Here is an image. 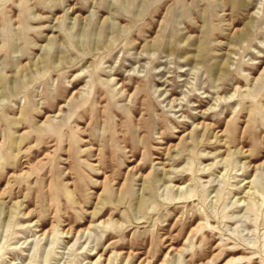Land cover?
<instances>
[{"label":"rangeland","instance_id":"obj_1","mask_svg":"<svg viewBox=\"0 0 264 264\" xmlns=\"http://www.w3.org/2000/svg\"><path fill=\"white\" fill-rule=\"evenodd\" d=\"M0 264H264V0H0Z\"/></svg>","mask_w":264,"mask_h":264},{"label":"bare ground","instance_id":"obj_2","mask_svg":"<svg viewBox=\"0 0 264 264\" xmlns=\"http://www.w3.org/2000/svg\"><path fill=\"white\" fill-rule=\"evenodd\" d=\"M72 8V10L71 11H74L75 9H76V7L75 6H73V7H70V9ZM121 87H122V89H124V91H127L126 89H125V86L122 84L121 85ZM80 93V90H76V91H74V93H73V95H71L70 97H69V101H72L73 99H74V94H79ZM165 99H167V97L165 98ZM175 99H173L172 101H174ZM65 105H61V106H59V109H58V113L57 114H61V112H62V110H63V107H64ZM203 113H205V112H203ZM182 115V114H181ZM180 115V116H181ZM197 125H198V127L199 126H202V127H205L206 126V123L203 121V122H200V123H197ZM122 132H124V131H121V133H119V136H122V137H125V133H122ZM86 133V132H85ZM83 141H85V142H90V140L88 139H86V140H83ZM91 148H93V146H91ZM94 149V148H93ZM126 151H130L128 148H126ZM142 159L144 160L145 158H141V160L138 162V164L137 165H134V166H132L130 169H129V171L131 170V172L132 171H138V166L139 165H141L142 166V163H144V161H142ZM134 162V161H133ZM12 176H17V175H15V174H12ZM148 176H150L149 175V173L148 174H146V175H141L140 176V178H147ZM113 180V179H112ZM114 183V182H113ZM122 189H123V186L122 187H120V188H118V190H117V194L118 195H120L121 193H122ZM1 194H6V190H4ZM91 225H92V223L89 225V227H87V228H85V229H83V231H82V229H80L79 231H78V233H80V232H86V231H88L89 230V228L91 227ZM70 231V230H69ZM46 232H49V233H51L52 232V230H46L42 235H45L46 234ZM65 232V231H64ZM171 249H173V248H171ZM102 257V254H100L99 255V258H101Z\"/></svg>","mask_w":264,"mask_h":264}]
</instances>
